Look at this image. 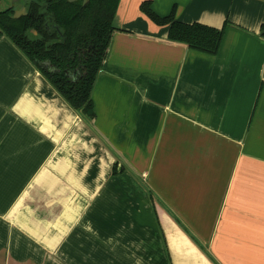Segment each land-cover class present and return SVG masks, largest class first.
<instances>
[{"label": "crops", "instance_id": "crops-1", "mask_svg": "<svg viewBox=\"0 0 264 264\" xmlns=\"http://www.w3.org/2000/svg\"><path fill=\"white\" fill-rule=\"evenodd\" d=\"M113 26L93 124L0 38V264H264V0H120Z\"/></svg>", "mask_w": 264, "mask_h": 264}, {"label": "trees", "instance_id": "trees-1", "mask_svg": "<svg viewBox=\"0 0 264 264\" xmlns=\"http://www.w3.org/2000/svg\"><path fill=\"white\" fill-rule=\"evenodd\" d=\"M119 2L25 0L22 4L28 14L20 19H13L15 7L0 12V38L10 40L89 124L97 117L92 94L116 31L113 21ZM141 9L156 25L170 28V42L212 55L218 53L223 31L179 22L175 9L169 16L160 17L149 2ZM260 35L264 39V28ZM118 173L116 166L114 174ZM172 216L182 226L177 217ZM191 238L198 244L193 236Z\"/></svg>", "mask_w": 264, "mask_h": 264}, {"label": "water", "instance_id": "water-1", "mask_svg": "<svg viewBox=\"0 0 264 264\" xmlns=\"http://www.w3.org/2000/svg\"><path fill=\"white\" fill-rule=\"evenodd\" d=\"M68 1L73 3L79 0H68ZM87 1L88 0H84V3H86ZM22 3H23V0H14L13 3H11V7H15L16 5H19V8L15 11L13 15V19H20L21 17L26 16L28 14L26 6L23 5Z\"/></svg>", "mask_w": 264, "mask_h": 264}, {"label": "rangeland", "instance_id": "rangeland-1", "mask_svg": "<svg viewBox=\"0 0 264 264\" xmlns=\"http://www.w3.org/2000/svg\"><path fill=\"white\" fill-rule=\"evenodd\" d=\"M14 0H1L0 1V12H3L11 7V3H13ZM24 3V0H23ZM19 8V5L15 6V9L17 10Z\"/></svg>", "mask_w": 264, "mask_h": 264}]
</instances>
